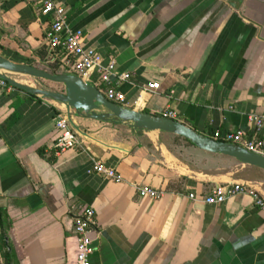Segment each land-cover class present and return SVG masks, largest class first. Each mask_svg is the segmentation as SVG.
Here are the masks:
<instances>
[{
  "label": "crops",
  "instance_id": "obj_1",
  "mask_svg": "<svg viewBox=\"0 0 264 264\" xmlns=\"http://www.w3.org/2000/svg\"><path fill=\"white\" fill-rule=\"evenodd\" d=\"M41 1L0 0V56L75 75L60 58L51 62L44 41L51 17L41 13ZM53 1L69 30L83 31L104 61L114 56L126 76L113 83L125 97L118 105L151 115L175 110L179 122L206 137L235 130L252 137L247 117H264V0ZM10 76L33 85L28 76ZM82 79L96 86L94 75ZM60 111L65 107L51 100L0 91V264H75L77 204L95 211L90 264H264V214L250 196L220 205L201 200L216 186L245 181L221 168L199 169L161 143L160 132L139 137L125 124L72 111L84 135L77 132L79 145L58 153ZM94 161L120 181L92 173ZM259 181L245 183L264 195ZM144 187L161 197H140Z\"/></svg>",
  "mask_w": 264,
  "mask_h": 264
},
{
  "label": "built area",
  "instance_id": "obj_2",
  "mask_svg": "<svg viewBox=\"0 0 264 264\" xmlns=\"http://www.w3.org/2000/svg\"><path fill=\"white\" fill-rule=\"evenodd\" d=\"M40 11L43 15L51 17V23L45 32L44 41L50 54L60 58V66L81 78L94 75L95 87H103L104 97L112 103L123 104L125 97L114 89L113 83L126 79V76L119 74L116 70L114 56L109 55L104 61L94 48L86 45L83 31L69 30L64 8L53 0H42ZM11 88L0 78V91H10ZM157 88V84L148 85V89L157 90ZM161 116L178 121L177 112L169 108L163 111ZM247 120L252 126V137L247 136L242 130H235L225 133L215 131L212 139L239 146L248 152L264 157V137L258 136L264 124V117L249 115ZM54 126L56 132L54 145L58 153H64L79 145V134L71 125L65 111H60L57 114ZM90 170L105 179L120 181L117 172L106 167L101 161H94ZM138 191L139 196L144 198L158 199L162 195L161 191L150 187L140 188ZM235 195L250 196L254 206L264 214V195L245 182L216 186L209 195L201 197V200L207 205H220ZM71 216L75 239V264H90L89 257L93 253L90 233L97 224L95 211L91 207L77 204L72 207Z\"/></svg>",
  "mask_w": 264,
  "mask_h": 264
},
{
  "label": "water",
  "instance_id": "obj_3",
  "mask_svg": "<svg viewBox=\"0 0 264 264\" xmlns=\"http://www.w3.org/2000/svg\"><path fill=\"white\" fill-rule=\"evenodd\" d=\"M19 74L62 86L55 92L18 83L10 75ZM0 78L14 89L63 105L67 117L78 133L84 135L71 121V111L87 119L125 124L136 136L148 132L173 134L188 140L195 147L212 155H221L237 163L264 172V157L229 143L215 141L195 132L179 121L135 111L108 101L95 86L73 74H51L27 64L12 63L0 56Z\"/></svg>",
  "mask_w": 264,
  "mask_h": 264
},
{
  "label": "rangeland",
  "instance_id": "obj_4",
  "mask_svg": "<svg viewBox=\"0 0 264 264\" xmlns=\"http://www.w3.org/2000/svg\"><path fill=\"white\" fill-rule=\"evenodd\" d=\"M26 79H31V81L33 82V85L31 86L35 88L51 90L52 87L56 86V84H50L49 82H46L44 80H34L32 78H26ZM117 130L120 132L121 127L117 128ZM120 134L124 135V133L122 132ZM169 143L173 145V151L175 152L178 149L177 145L183 146L181 140H176V141L173 140V142L171 140V142ZM185 151H186L185 154L181 155V157H183L186 160H190V161L192 160L193 163H195L197 167L201 170L208 171L209 169H211L210 171H215L217 168H221L222 171L230 172L231 177L238 182L260 180L259 182L262 183V187L264 189V173L255 171L254 169H250V168H244V167L241 169L235 168L234 166H232L233 164L231 162H228L222 158H216L215 156H211L203 152H199L198 150L192 149L190 147H186Z\"/></svg>",
  "mask_w": 264,
  "mask_h": 264
},
{
  "label": "trees",
  "instance_id": "obj_5",
  "mask_svg": "<svg viewBox=\"0 0 264 264\" xmlns=\"http://www.w3.org/2000/svg\"><path fill=\"white\" fill-rule=\"evenodd\" d=\"M50 55H51V54H50ZM51 57H52V58H51V62H52V63H57L58 58L54 57L53 55H51ZM41 70L45 71V69H41ZM48 73L55 74V75H56V74H61V73H59L56 69H53L52 71L50 70V71H48ZM10 87H11V86H10ZM158 116H161V115H158ZM114 124H118V122H114ZM214 133H215V132L209 131L208 137H209V138H213ZM175 139H176V140H181L182 143H183V146L177 145L178 149L176 150V152L173 151V145H171V143H169V142H171V140H172V142H173V140L176 141ZM159 141H160L161 143H163V144H166V146H167L170 150H172L173 152H175L176 155H183V154H185V152H186V151H185V148H186V147H190V148H192V149H197V150H199L197 147H195L193 144H191L188 140H186V139H184V138H182V137H179V136L173 135V134H168V133L160 132V133H159ZM184 146H186V147H184ZM199 151H201V150H199ZM201 152L205 153L204 151H201ZM205 154H208V153H205ZM208 155H212V154H208Z\"/></svg>",
  "mask_w": 264,
  "mask_h": 264
}]
</instances>
